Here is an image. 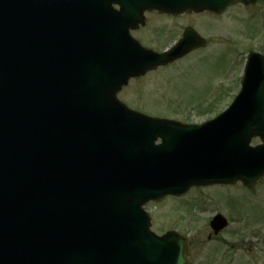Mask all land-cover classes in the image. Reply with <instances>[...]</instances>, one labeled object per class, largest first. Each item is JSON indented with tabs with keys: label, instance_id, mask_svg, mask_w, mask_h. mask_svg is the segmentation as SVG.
I'll list each match as a JSON object with an SVG mask.
<instances>
[{
	"label": "water",
	"instance_id": "95a60500",
	"mask_svg": "<svg viewBox=\"0 0 264 264\" xmlns=\"http://www.w3.org/2000/svg\"><path fill=\"white\" fill-rule=\"evenodd\" d=\"M112 1L141 15L255 0H0V264H73L82 253L93 256L87 264H186L185 239L154 237L141 204L196 184L251 185L264 173L262 57L249 54L240 94L215 119L144 117L115 97L125 64L105 66V58L144 52L130 43L126 53L124 31L107 25L104 16L118 14ZM200 44L182 39L157 59L127 61L125 78ZM252 136L262 144L249 147ZM225 225L220 215L211 222L215 232ZM110 232H145L156 252L146 243L138 252L79 249L86 233L104 240L99 233Z\"/></svg>",
	"mask_w": 264,
	"mask_h": 264
},
{
	"label": "rangeland",
	"instance_id": "374dc122",
	"mask_svg": "<svg viewBox=\"0 0 264 264\" xmlns=\"http://www.w3.org/2000/svg\"><path fill=\"white\" fill-rule=\"evenodd\" d=\"M186 23L208 37L207 45L131 80L120 96L153 114L199 123L224 109L237 93L246 51L264 53V0L234 4L219 14L201 11L172 18L151 13L134 35L160 49L178 35V30L170 35L168 29ZM256 142L254 138L251 143ZM148 208L155 232L188 233L189 264H264V175L248 189L241 184L194 187ZM214 213L222 214L228 225L208 239L207 220Z\"/></svg>",
	"mask_w": 264,
	"mask_h": 264
},
{
	"label": "flooded vegetation",
	"instance_id": "af4514ba",
	"mask_svg": "<svg viewBox=\"0 0 264 264\" xmlns=\"http://www.w3.org/2000/svg\"><path fill=\"white\" fill-rule=\"evenodd\" d=\"M211 238V237H210ZM209 238V239H210ZM191 242V239L190 238H188V251H189V262H190V260H191V255H192V253H191V249H190V243ZM189 264V263H188Z\"/></svg>",
	"mask_w": 264,
	"mask_h": 264
}]
</instances>
